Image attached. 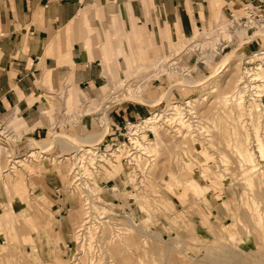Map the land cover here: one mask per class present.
I'll use <instances>...</instances> for the list:
<instances>
[{
  "label": "rangeland",
  "instance_id": "obj_1",
  "mask_svg": "<svg viewBox=\"0 0 264 264\" xmlns=\"http://www.w3.org/2000/svg\"><path fill=\"white\" fill-rule=\"evenodd\" d=\"M261 1L237 0L230 5L228 12L216 17L209 26L196 28L188 37L167 39L162 36L161 41L159 39L156 41V38H146L138 50H132L125 56L128 67L124 74L107 72L105 79L94 90L87 89L88 85H85L82 89L77 87L70 91L66 87H61L59 92L49 93L39 112L41 116L35 123L29 125L25 119L16 115L14 110L4 111L0 107L2 149L0 198L5 202L0 214L4 213L9 203H13L15 209L13 220L5 225L0 224V231L3 233L0 239V264H264V232L257 223L258 214L262 213L264 216L263 174V179L259 174L256 175V181L262 182L260 185L255 186L253 190L244 189L237 176L235 156L231 151L228 157L230 161L226 166L231 169L228 171L231 175L226 174V179H223L225 175L222 170L225 166L221 163L222 170L215 168L214 174L209 171L212 180L210 182L213 183L204 182L209 191L207 192L209 198L204 197V202L199 201L198 197L201 195L194 192L195 190L190 194L184 188L185 185L196 188L204 183L199 182L196 173V166L200 168V163L190 157L186 145H179L182 144L183 132L185 133L188 128L181 126L177 120L166 122L165 119H160L162 138L166 145L156 154H143L141 167H136L135 163L124 164L122 155L115 152L123 146H119L120 144H129V137H135L136 132L130 134L135 130L132 125L137 129L143 127L139 133L148 135V139L151 140L155 138L150 127L154 125L152 122L157 121L156 114L169 117L172 113L169 106L182 104L188 108L186 104L188 100L199 104L194 114L196 117L190 114L186 116L190 121L199 120L204 116L211 119L214 117L220 120L223 128L226 125L232 126L229 127L231 130L235 127L233 121H227L218 115V111L223 110L221 95L228 96L229 93L235 94V99L230 98L228 108L232 109L237 118L234 119L240 127L245 124L244 126L249 129L253 141L251 147L256 145L254 143L256 125L260 126L259 133L264 140V115L254 108L252 102L251 104L249 102L252 101L251 88L244 91L243 100L239 99L240 95L236 92L238 85L241 84L239 79L243 77L245 71L247 72L246 69L255 68L260 61L262 63V60L259 61L254 55L256 50L264 49V37L261 34L258 36V29L264 23L251 29L238 24V21H246L245 6L262 5ZM236 17L238 20L235 19ZM221 20L227 23L231 31L230 39L222 36L216 46L201 44L194 49L191 48L188 53L187 50L179 55L174 52L183 38L192 44L196 42L197 34L204 30H212ZM256 39L260 42L251 43ZM166 55H171L170 57L175 60L166 62V70L159 73L158 69L152 66L153 60L157 56ZM229 57H232V63L216 76L218 66ZM251 58L255 61L250 66L246 62ZM174 62L177 63L170 65ZM137 69L136 74L121 86L119 93L113 94L111 80L124 78ZM131 83L135 88L139 86L140 89H136L134 93L126 92L127 86ZM234 84L235 88H233ZM181 87H189L192 90L188 93ZM121 92L125 95L121 94L114 100L113 97ZM100 102L101 104L98 105ZM90 107H92L91 115L84 116L85 110ZM47 108L51 109L52 113H45ZM103 115L107 120L109 119L106 135L109 133V125L110 134L105 140L93 144L92 149H97L99 146L104 154L111 152L105 154L111 157L102 154L100 161L104 165L102 163L99 167L97 160L91 166L88 164L91 172L88 179L89 187L100 209L95 214L98 216L95 218V227L91 229V233L89 231L83 237L85 251L75 254L76 242L73 234L78 215L79 221L81 220L82 209L79 206L73 207L72 201H78L83 185L78 184L82 186L79 187L78 193L75 178L70 172L74 160L70 157L73 153L54 140L59 134H67L73 139L98 134L102 130L99 118ZM204 123L205 121L202 122V126H205ZM205 130L206 127L203 133L208 134ZM204 134H201L199 139L217 157L219 151L216 147L207 144ZM33 140L38 141L39 144H50L47 153H39L36 161L35 158H27L31 153L30 146ZM79 147L82 149L81 146ZM252 150L258 157L257 147H252ZM65 152H68V155L64 156ZM203 153L209 155L208 152ZM9 157L24 159L21 168L11 169L13 162ZM67 157L69 159L66 161ZM8 160L11 162L10 167ZM185 162H189L190 165H186ZM257 162L259 167L263 168L261 171H264V157L257 158ZM7 168L13 172L8 171ZM68 172H70L69 180H63L64 176H68ZM175 175L177 178L180 176L185 179L183 181L181 179L184 185L180 186L176 183L178 180H175ZM131 176L133 179H130ZM4 184L13 190H8ZM189 186L187 187L190 188ZM85 194L83 189V195ZM84 197L88 198L86 195ZM252 197L258 201L259 211L255 210ZM37 205L47 215H39ZM129 216L135 223L143 224L149 236L140 234L130 224ZM97 221L110 223L104 234ZM121 226L129 229L131 242L129 239L124 241L119 237L118 227ZM230 232H237V237L228 240L226 235ZM103 235L111 243L102 242ZM136 239L141 243L138 244Z\"/></svg>",
  "mask_w": 264,
  "mask_h": 264
},
{
  "label": "crops",
  "instance_id": "obj_2",
  "mask_svg": "<svg viewBox=\"0 0 264 264\" xmlns=\"http://www.w3.org/2000/svg\"><path fill=\"white\" fill-rule=\"evenodd\" d=\"M235 1L0 0V107L14 110L29 125L35 123L49 93L85 85L94 90L107 72L124 74L125 56L146 38L188 37L228 12ZM91 109L84 116L91 115ZM110 130L109 125L104 140ZM72 202L76 205V200ZM3 204L0 198V211ZM40 210L37 205L39 215L46 214ZM14 212L9 203L0 224L10 223Z\"/></svg>",
  "mask_w": 264,
  "mask_h": 264
},
{
  "label": "bare ground",
  "instance_id": "obj_3",
  "mask_svg": "<svg viewBox=\"0 0 264 264\" xmlns=\"http://www.w3.org/2000/svg\"><path fill=\"white\" fill-rule=\"evenodd\" d=\"M258 30H257L258 33H259L258 36L261 34L264 37V25L261 26ZM222 36H226L229 39L232 37L231 31L229 30L228 25H227V23L224 20H221V21L217 22L215 27L212 30H204L203 32L197 34L196 35V39L197 40H196V42L194 41V43H192V44L188 43V40L187 41L186 40H182L181 42H179L177 44V46L174 49V52H176L177 55H179V54L184 53L187 50L186 53H188L191 48L194 49V47H197L198 45H201V44H209V45L216 46V44H218V42H220V37H222ZM260 37H262V36H260ZM192 39H191V41H192ZM187 43H188V45H187ZM186 47H187V49H186ZM170 56L166 55V56H157V57H155L154 60H153L152 66L154 68L156 67V69H158L159 73L160 72H164L166 70V62H169V60L170 61L171 60H175V58H173V57L171 58ZM232 57L227 58L226 61H224L221 65L218 66L217 71H216V76L218 74H220L224 69L229 67V65L232 63ZM254 57L256 59H258L259 61L262 60V63L260 61V63L257 64V66L255 68H250L249 70L245 68L247 70V72L245 71L244 72L245 75L242 74L243 77H240L239 80H241V82H240L241 84L238 85V88H237L236 92L240 95V96H238V97H240L239 99H242L243 98L242 96L244 95V91L248 90L249 88H251L250 91L252 90V94H251L250 98H251L252 101H249V102H250V104L252 102L254 108L257 109L258 112H261L264 115V49L256 50V53H255ZM254 61L255 60H253V58H251V60L247 59L246 63L250 64V66H251V64L254 63ZM176 63L174 62V63H171L170 65H173V64H176ZM255 64H256V62H255ZM137 71H138V69L135 70L133 73H130L129 75H127L126 79L124 78L123 80H118V81L112 80L113 91L112 90L111 91L113 92V94L116 93V92L119 93L121 86L125 85V82H127V80L132 75L136 74ZM210 76L211 75H209L208 78H210ZM186 83H188V84H196L195 82H186ZM241 85H243V86H241ZM233 88H235V84H234ZM136 89H140V87L138 86L137 88H135L134 84L131 83V84H129L127 86V88H126L127 91L126 92L134 93ZM214 91H216V90H214ZM224 93H226V92H224ZM121 94L125 95L124 92H121L120 94H117L116 96L113 97L114 100L116 98H118L119 95H121ZM203 95H205V94H203ZM234 96H235V94H233V93L232 94L229 93L228 96L227 95H221V98H220L221 101L220 102L222 103L223 110H222V112L218 111L219 112L218 115H220V117L225 118L227 121H230V120L233 121V122L232 121H230V122H232V124H234L235 127L232 128L231 130L229 129V127H232V126L226 125V127L223 128L222 127L223 124L222 125L220 124L221 123L220 120L218 118H214V117H212V119H211V118H206L204 116L203 118H201L199 120L190 121L189 120L190 118H186V116L188 114H190V115H193V117H196L194 114L196 113V109H197V106L199 104L196 101L188 100L186 102L188 108H185L182 104H172L171 106H169V108H170L169 110L172 111V113H171V115L169 117H162V115L156 114L155 120H157V121L156 122H152V124L154 123V125H152V127H150L152 129V131L154 132V134H155V138L150 140V139H145V137H144V139H142L143 137L141 138L137 134H134L135 137L131 138V141H132V144L135 146L134 149H136V151H134L133 153H128V151H123L124 149H126V147L122 146V147H119L117 150H115V152L117 151V152H119L122 155L124 164H126V162H127V164L134 165L133 163H135L136 167H141L140 161H141V159L143 157V154H146V153L156 154V153L159 152L161 147L166 145L165 144L166 143L165 140L162 138V129H161L162 126L159 124L160 119L163 118V119L166 120V122H172L174 120H177L181 126H185V127L188 128V129H186L185 133L183 132V134H182V144L180 143L179 145H183V144L186 145L187 146V151L190 153V157L193 158V159L195 158L194 160L197 163H200V165H199L200 168L196 166V173L198 174L197 177L199 179V182H203V183L207 182L208 183V182L212 181L211 180V176L209 175L210 174L209 171H211L212 174H214L215 168L221 169L220 163L225 166L224 170L221 169L223 174L225 175L223 177V179H226V174L231 175V173L228 172L231 169L228 168V167L226 168V166H228L227 163L230 161V159L228 158L229 157V152L232 151V153L235 156V163H236V168H237L236 173H237V176L239 177V180L244 185L243 186L244 189L247 190V189L250 188V189L253 190V188L255 186H258V185H260L262 183L261 181L260 182L256 181V175L259 174L261 176V179H263L262 178V174L264 175V171H261L263 168L259 167L258 162H257V158H259L260 156L264 157V140H262L261 135L259 133L260 126L256 125V127L254 128V129H256L255 130L256 134L254 135V137L256 138L254 143L256 145H254L252 147H257V154H258V157H257L255 151L252 150V147H251V145L253 144L252 143L253 141L251 140V137H250L251 134L249 132V129H247L246 126H244L245 124L242 127H240V124H238L236 122L237 118L235 117V114L233 113L232 109L228 108L229 104H230V98L231 99H235ZM76 98L78 99V97H76ZM194 102H196V103H194ZM237 103H238V101H237ZM248 107H250V106H248ZM95 109H96V107H95ZM250 109L253 110L252 108H250ZM251 110H250V112H251ZM246 111H245V113H246ZM234 117L236 119H234ZM246 117H248V116H246ZM99 119H100V127H102V130L98 134H90V135L85 136V137H77L76 139H73L72 137L68 136L67 134H59V135H57V137H56V139L54 141H57V143L60 146H62L63 148H66L67 151H70L71 153H73V155L70 157V159L77 160L78 159L77 155L83 150L86 151V149L85 148L83 149V147H87L88 146L89 147L88 148V153H92V151H90V150L92 149L93 144L101 142L104 139V137L106 136V133H107V130H108L109 119L107 120L104 115L102 117H100ZM248 120H251V119H248ZM256 120H258V119H256ZM203 121H205V123H204L205 126H202V122ZM204 127H206L205 132H207L208 134H204L203 133ZM149 131H150V129H149ZM195 132H197V134H195ZM218 133H219V135H218ZM201 134L206 135L205 140H207V144L217 148V150L219 151L217 157L213 153H211L205 147V145H203L204 143L202 142L201 139H199V136ZM144 136H146V135H144ZM221 144H223V145H221ZM49 145L50 144H39L38 141L33 140V143L30 146L31 153H29V156H27V158L28 157H31L32 159L35 158V161H36L39 153H41V152L42 153H47L48 147H50ZM79 146H81L82 149H79L80 148ZM74 148H76V149H74ZM201 150L203 152H205V153L208 152L209 153L208 156H210V157H208L207 154L205 155ZM67 153L68 152H65L64 156L68 155ZM110 154H111V152H110ZM125 155H127V156L125 157ZM201 155H202V157H201ZM104 156H105V154H104ZM182 156H184V155H182ZM10 157L12 158V156H10ZM130 157H132V160L134 159V161H136V162H132V161H129V160L124 161L125 160L124 158H130ZM44 158H46V157H44ZM202 158L203 159L207 158V160H203ZM65 159L67 161L69 159V157H67ZM23 160L24 159H21V158H18V157L15 158V159H10V161L13 162V165H12L11 169H14V168H17V167L21 168V163H23ZM63 160H64V158H63ZM112 160H114V159H112ZM203 162H204V164H203ZM185 163H187L186 165H190L189 162H185ZM65 164H67V163H65ZM71 164L74 165L73 162ZM111 165H114V164L111 163ZM111 167H114V166H111ZM71 171L72 170H70V172ZM10 172H13V171L11 170ZM70 172H68V176L67 177L64 176L63 180H67V179L69 180ZM176 176L177 175H175V177H174L176 181L178 180L176 183L178 185H180V186L184 185V183L182 182L184 178H181L180 176H178V178H177ZM227 178H229V177L227 176ZM130 179H133V176H131ZM181 179H182V181H181ZM193 181H195V180H193ZM210 183H213V182H210ZM78 184L79 185H83L82 194L79 193L80 192L79 190H80L81 187L79 188ZM78 184L75 185V186H76V191L79 193L80 197H79L78 201L76 200V203H75L76 205H74L73 207H76V208H78V206L81 207V209H82V213H81L82 215L81 216L82 217H81L80 221H79V218H80L79 215H78V218L75 217L76 218V229H75V232L73 234L74 237H75V242H76V245H75V247H76L75 248V250H76L75 252L76 253L75 254H80L83 251H85V242L83 241V237H84V235L86 233H89V231L91 233V229L95 227V225H96V219L95 218L98 217V216H95V214H96V211L100 209V207L97 205L96 200H94L93 191H91L92 189L89 187L88 182H84L82 180L81 183H78ZM187 186H189V185H187ZM187 186L185 185L184 188H186V190H188V192H190V194H193V193H191V191L195 190L194 192H197L199 195H201V196L198 197L199 201L204 202L205 198H209L208 195H207V192H209V191L207 190V185L205 183L201 184L200 186H197L196 188H192L191 186H189L190 188H188ZM83 189L86 192L85 195L88 196V198L84 197L85 195H83ZM179 192H181V191H179ZM186 192H185V194H187ZM244 193H245V191H244ZM244 193H242V195ZM249 197H250V195H249ZM195 199H197V197ZM251 199H252V202H253V204L255 206V210L259 211L258 210V207H259L258 206V201L256 200L255 197H252ZM206 200L208 201V199H206ZM247 201H248V199H247ZM141 203H143V202H141ZM35 204H37V203H35ZM35 220L38 221L37 219H35ZM263 220H264L263 214L259 213L258 217H257V223L260 225V227L262 228V231L264 232ZM130 222H131L130 224L132 226H134L137 229V231H139L140 234L142 233L143 236H149V233H147L148 230L146 231V228L143 226V224L135 223V221H134V219L132 217H130ZM97 224H100L99 227L102 228L101 230L103 231V234H104L105 233L104 231H105L106 227L110 223H108V221H106V222L105 221H97ZM118 228L120 230L119 233H118L120 238H122L124 241H126L127 239H129V241H130L132 239V238L130 239V236L128 235L129 234V231H128L129 229L123 228L122 226L118 227ZM45 232H47V231H45ZM237 234H238L237 232H235V233L234 232H232V233L230 232L228 235H226V238L228 240L229 239L233 240V239H235L237 237ZM101 238H102V240H101L102 242H105V243L110 242V241H108L109 239H107V237L104 236V235L101 236ZM145 240H146V238H145ZM135 241H137L138 244L141 243V241H139L137 239ZM110 248H112V247H110ZM115 248H116V246H115ZM108 250H109V248H108ZM117 251H118V249H117ZM117 251H115V253ZM113 254H114V251H113Z\"/></svg>",
  "mask_w": 264,
  "mask_h": 264
},
{
  "label": "built area",
  "instance_id": "obj_4",
  "mask_svg": "<svg viewBox=\"0 0 264 264\" xmlns=\"http://www.w3.org/2000/svg\"><path fill=\"white\" fill-rule=\"evenodd\" d=\"M262 2V5H259L257 4V6H254V5H249L247 4L244 8L245 10V18H246V21L245 22H239L238 21V24L239 25H244L245 27H250L253 28V27H259L258 25L259 24H262L264 23V0L261 1ZM235 19L238 20V17H236ZM139 124V123H138ZM136 124V125H138ZM141 124V123H140ZM131 125V124H130ZM132 128H135V130H133L132 132H130V134L132 133H135L139 136V137H145V139H148V135L144 136L145 134H141L139 133V131H141V128L143 127H139L138 129L132 125L131 126ZM137 129V130H136ZM148 131H149V128H148ZM151 132V131H150ZM152 133V132H151ZM153 134V133H152ZM144 139V138H143ZM125 146L128 153H133L134 151H136L135 146L132 144V141H131V137H129V144L128 143H123V144H120L119 146ZM98 148L97 149H91L90 151H92V153H88V148L89 147H84L86 149L81 151L77 156H78V159L77 160H73V164L72 165V174L74 176V181H75V185H77L78 183H80L82 180L84 182H88V185H89V180L90 179V170L88 168V164L91 166L93 165L94 163H96V160H97V163L99 162V164L97 165V167H99L100 164H102L103 162H101L100 160L102 159L101 157V154H104L103 152H101L100 150V147L97 146ZM0 154L2 153V149H1V146H0ZM110 151V150H109ZM12 152V151H11ZM84 152V153H82ZM101 152V153H100ZM107 153H110V152H107ZM105 153V154H107ZM10 153H8V156H9ZM82 154V155H81ZM128 155V154H127ZM125 155V157L127 156ZM23 156V155H22ZM105 156H110V155H105ZM111 157V156H110ZM133 157V156H132ZM132 157L130 158H124L125 160H129V161H132V162H136L134 161V159L132 160ZM88 158H89V161H88ZM105 158V157H103ZM11 158L9 157V160ZM8 160V161H9ZM9 167L11 166V162L9 161ZM104 165V163L102 164ZM8 167V168H9ZM7 168V169H8ZM11 171V169H9ZM8 170V171H9ZM79 178V179H78ZM87 179V180H86ZM77 183V184H76ZM79 187H82V186H79Z\"/></svg>",
  "mask_w": 264,
  "mask_h": 264
}]
</instances>
